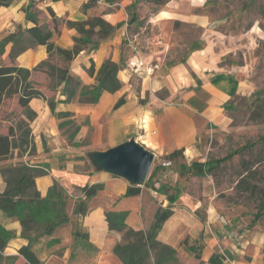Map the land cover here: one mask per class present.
<instances>
[{
    "label": "crops",
    "instance_id": "crops-1",
    "mask_svg": "<svg viewBox=\"0 0 264 264\" xmlns=\"http://www.w3.org/2000/svg\"><path fill=\"white\" fill-rule=\"evenodd\" d=\"M87 1L8 0L6 4L0 5V40L15 32L19 26H34L31 20L26 19V7L32 4L30 11L39 25L45 24L53 30V20L57 21V32H53L51 38L53 43L70 49L77 31L67 27L66 20L80 21L88 16L99 15L111 25L124 23L125 9L132 0H94L83 12L82 5ZM168 14L163 10L159 17L166 20L169 19ZM121 29L122 26L113 37L101 41L96 49L89 50V46L80 51L71 61L70 71L83 85L95 84L96 71L106 59L118 62ZM11 46V42L6 44L0 55L3 64H10L8 56ZM47 59L61 66L62 61L58 57L49 58L44 45L27 48L14 59L15 65L31 70L30 79L45 98L34 97L29 100L28 107L35 113L32 120L22 114L16 95L5 98L0 104V135H7L9 129H12L11 138L18 142L16 124L22 119L27 123L29 138V143L22 149L18 146L11 148L5 157L0 158V170L17 164L40 167L45 170L43 175L35 178V187L40 196L46 195L54 181L62 186L67 195L66 213L69 221L57 226L49 235H41L31 247L41 264H123L112 252L122 233L109 230L105 212L126 211V225L135 230H145L157 208L165 207L160 198L165 195L156 184L151 189L140 186L139 194L126 196L129 184L125 179L94 168L84 172L76 171L72 157L79 153L81 142L86 140L90 151L105 150L133 137L154 154L167 155L182 148L183 154L192 157L195 142L206 119L215 118L220 121L223 105L243 93L244 88L232 72L212 71L204 61L190 56L184 63L171 66L161 78L147 73L138 77L139 68L134 67H130L129 71L120 70L118 78L122 84L121 89L114 93L103 92L95 104L81 103L76 99L63 102L64 95L60 94L62 85L51 90L48 87L49 77L44 72L32 70ZM91 60L95 69L93 75L87 72ZM137 78L139 82L135 85ZM161 88H166L171 94H180L179 98L183 102L179 105L152 102L151 105L147 97ZM204 93L208 95L203 109L198 111L189 108L187 100L197 99ZM121 97H124V102L114 109V104ZM48 99L55 103L54 113L51 112ZM66 112L70 115L57 116V113ZM68 119L78 126L72 139V128L59 127L60 122ZM93 184H101V189L87 202L86 214L79 217L73 213L76 200L84 198L79 188ZM4 189L5 182L0 172V193ZM149 195L155 197L157 203ZM172 211L173 214L164 222L157 239L176 249L185 238L198 239L204 225L193 214L174 204ZM77 224L88 234L91 248L86 245L74 247L73 230ZM22 231L18 219L7 217L0 210V232L6 238L2 255L16 256L13 264L25 263L23 256L18 253L28 243ZM232 248L229 246V250Z\"/></svg>",
    "mask_w": 264,
    "mask_h": 264
},
{
    "label": "rangeland",
    "instance_id": "rangeland-1",
    "mask_svg": "<svg viewBox=\"0 0 264 264\" xmlns=\"http://www.w3.org/2000/svg\"><path fill=\"white\" fill-rule=\"evenodd\" d=\"M134 1V8L125 9L120 33L121 70L134 67L139 68L138 77L147 73L161 78L171 66L195 56L212 71L232 72L244 88L223 105L220 121L206 119L192 157L182 153L168 159L153 153L146 180L154 168L155 174L141 186L151 189L158 184L164 195L178 192L174 206L204 225L198 239L187 241L200 258L180 243L174 264H209L208 256L214 253L222 256L221 264H264V210L253 221L260 212L258 195L236 189L247 163L256 172L250 181L264 186V163L258 162L264 156V0H169L159 8L149 0ZM163 10L169 19L159 17ZM130 18L132 23L127 25ZM138 82L137 78L135 85ZM207 95L186 103L201 111ZM179 96L161 88L147 98L151 105H179L183 102ZM21 122L20 131L25 130V121L19 120L16 126ZM85 143L72 157L76 171L95 169ZM192 162L199 166L190 167ZM149 198L158 201L152 195ZM160 198L166 206V197Z\"/></svg>",
    "mask_w": 264,
    "mask_h": 264
},
{
    "label": "trees",
    "instance_id": "trees-1",
    "mask_svg": "<svg viewBox=\"0 0 264 264\" xmlns=\"http://www.w3.org/2000/svg\"><path fill=\"white\" fill-rule=\"evenodd\" d=\"M7 1L0 0V5L6 4ZM93 1L88 0L82 5L83 12ZM149 1L159 8L169 0ZM135 5L136 1L128 5V7L134 8ZM31 6L32 4H29L26 7V19L31 20L34 26L29 28H21L19 26L15 32L0 40V55L4 52L5 45L9 42L12 43L8 56L10 64L6 65L0 62V104L5 98L16 95L22 114L28 120H32L35 116V113L29 109L28 102L34 97L45 98V96L30 79L31 70L14 64V59L17 55L35 45H44L49 58L58 57L63 63L62 66H59L47 59L41 61L32 69L44 72L49 77V89L53 90L55 87L62 85L60 94L64 95L63 102H70L76 99L81 103L95 104L103 92L114 93L121 89L122 84L118 78V72L124 68L122 59L118 62L106 59L96 71V82L92 86L83 85L80 79L70 71L69 65L80 51L89 46V50H94L101 41L110 38L123 25V22L111 25L99 15L88 16L80 21L66 20V26L75 29L77 35L73 37L72 48L64 49L56 46L51 40L53 32H57V21L53 20V30L45 24L39 25L37 18L30 11ZM130 23H132V18L128 20L127 25ZM93 36H97V40H93ZM94 71V63L91 60L87 72L89 75H93ZM123 102L124 97H121L116 101L113 108L116 109ZM48 104L51 112L54 113V101L48 99ZM69 115L67 112L57 113L59 117ZM64 126L72 128V139L78 130V126L75 125L73 120L69 119L59 123V127L62 128ZM16 127L19 131L18 142H15L13 137L11 138L13 135L12 129H9L7 135H0V158L5 157L11 148L18 146L22 149L29 143L26 131L27 123H25V130H19L23 127L22 122ZM182 153L183 149L180 148L166 155V158L173 159ZM258 162L264 163V156ZM189 165L190 167L199 166L196 162H192ZM212 168V166L208 167L209 170ZM155 171L156 168L142 185H147ZM243 171L245 175L237 182L236 189L258 195V209L260 212L255 215L253 221H256L260 217L261 211L264 210V186L262 188L258 187V184L250 181V179L255 180L256 172L251 169L248 163L244 166ZM0 172L5 182V189L0 193V210L7 217H14L20 221L23 229L22 234L28 239L27 245L21 247L18 253L25 259L24 264H41L31 247L41 235H49L57 226L69 221L66 213L67 195L62 186L54 181L46 195L44 197L40 196L35 187V178L45 173V170L40 167L17 164L3 167ZM79 189L84 198L76 200L73 213L82 217L87 212V202L101 189V184L85 185ZM140 191L141 187L139 185H129L125 195H137ZM165 197L167 205L157 208L149 227L145 230H135L128 227L125 223L126 211L105 212V220L109 230L122 233L121 239L114 244L112 252L123 264L176 263V250L157 239L164 222L173 214L172 207L178 199L179 193L165 194ZM73 237L74 247H84L85 245L89 248L92 247L88 242V234L81 230L79 224L73 230ZM187 241V238L182 241L184 248L193 252L195 258L199 259L200 255L196 253V248L193 245H188ZM5 244L6 238L0 232V264H13L17 259L16 256L2 255ZM221 260L222 256L214 253L209 257L208 262L209 264H221Z\"/></svg>",
    "mask_w": 264,
    "mask_h": 264
},
{
    "label": "water",
    "instance_id": "water-1",
    "mask_svg": "<svg viewBox=\"0 0 264 264\" xmlns=\"http://www.w3.org/2000/svg\"><path fill=\"white\" fill-rule=\"evenodd\" d=\"M154 154L131 137L105 150L89 152L96 170L125 179L129 185L141 186L147 177Z\"/></svg>",
    "mask_w": 264,
    "mask_h": 264
},
{
    "label": "built area",
    "instance_id": "built-area-1",
    "mask_svg": "<svg viewBox=\"0 0 264 264\" xmlns=\"http://www.w3.org/2000/svg\"><path fill=\"white\" fill-rule=\"evenodd\" d=\"M170 162H166V164H169ZM232 264V263H231Z\"/></svg>",
    "mask_w": 264,
    "mask_h": 264
}]
</instances>
